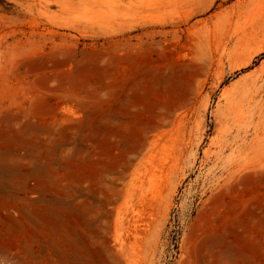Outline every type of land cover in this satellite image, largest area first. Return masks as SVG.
I'll use <instances>...</instances> for the list:
<instances>
[{"label": "rangeland", "instance_id": "rangeland-1", "mask_svg": "<svg viewBox=\"0 0 264 264\" xmlns=\"http://www.w3.org/2000/svg\"><path fill=\"white\" fill-rule=\"evenodd\" d=\"M262 45L264 0H0V264H264Z\"/></svg>", "mask_w": 264, "mask_h": 264}, {"label": "bare ground", "instance_id": "bare-ground-1", "mask_svg": "<svg viewBox=\"0 0 264 264\" xmlns=\"http://www.w3.org/2000/svg\"><path fill=\"white\" fill-rule=\"evenodd\" d=\"M262 48H264V45H262ZM247 61H248V60H247ZM247 61H245V62H242L241 64H243V65H244V64H245Z\"/></svg>", "mask_w": 264, "mask_h": 264}]
</instances>
